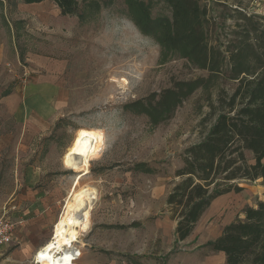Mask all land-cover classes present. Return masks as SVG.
Returning <instances> with one entry per match:
<instances>
[{
  "label": "rangeland",
  "instance_id": "obj_1",
  "mask_svg": "<svg viewBox=\"0 0 264 264\" xmlns=\"http://www.w3.org/2000/svg\"><path fill=\"white\" fill-rule=\"evenodd\" d=\"M11 2V14L5 12L24 22L20 44L27 52L20 61L15 36L0 27V42L9 51L0 65V97L23 86L28 119L18 125L0 103V134L13 136L0 147V218L24 224L17 223L10 245L0 246V264H34L36 249L50 239L75 185L76 173L66 169L63 157L79 128L99 133L90 173L81 180L99 194L91 229L76 242L74 264H208V243L247 207L264 201L263 180H240L243 190L216 200L186 242L177 241L167 198L184 151L200 140L209 103L218 106L221 91L237 86L229 50L255 43L264 32V0H198L207 11L205 38L221 52L216 58L223 66L207 89H197L157 123L142 113L145 105L209 72L180 55L163 59L156 40L127 16L124 0H101L103 8L85 24L52 1ZM151 10L171 17L162 1ZM137 163L152 171H137ZM27 221L35 222L28 231ZM43 229L48 234L42 239Z\"/></svg>",
  "mask_w": 264,
  "mask_h": 264
},
{
  "label": "trees",
  "instance_id": "obj_2",
  "mask_svg": "<svg viewBox=\"0 0 264 264\" xmlns=\"http://www.w3.org/2000/svg\"><path fill=\"white\" fill-rule=\"evenodd\" d=\"M0 0V27L12 29L21 61L27 52L20 44L22 20L8 21ZM41 3L46 0H22ZM63 15L78 16L81 24L89 22L103 8L101 0H50ZM155 0H124L127 16L162 48V57L180 55L195 67L209 72L208 77L180 82L165 90L159 100L145 105L142 113L153 123L165 119L197 89H207L221 70L223 61L218 49L205 38L207 11L198 0H156L167 4L171 17L153 16ZM255 43L246 42L229 50V64L237 86L232 93L221 91L218 106L209 103L211 111L202 118L200 140L183 154V166L175 172L178 181L167 198L170 218L176 222L177 241L188 239L199 222L220 196L240 192V180L264 182V32ZM215 120L213 122L212 119ZM253 156L251 162L247 155ZM140 172L152 171L145 163H137ZM243 219L227 225L222 235L209 245L213 251L225 253V264H264V201L247 207Z\"/></svg>",
  "mask_w": 264,
  "mask_h": 264
},
{
  "label": "bare ground",
  "instance_id": "obj_3",
  "mask_svg": "<svg viewBox=\"0 0 264 264\" xmlns=\"http://www.w3.org/2000/svg\"><path fill=\"white\" fill-rule=\"evenodd\" d=\"M121 83L128 84L126 79ZM98 138V131L79 128L64 154L66 169L76 173L75 185L66 198L50 239L34 254L38 264H74L80 253L76 242L84 232L91 229V212L99 194L95 185L81 184V180L90 173Z\"/></svg>",
  "mask_w": 264,
  "mask_h": 264
},
{
  "label": "crops",
  "instance_id": "obj_4",
  "mask_svg": "<svg viewBox=\"0 0 264 264\" xmlns=\"http://www.w3.org/2000/svg\"><path fill=\"white\" fill-rule=\"evenodd\" d=\"M22 1V0H21ZM46 1H50V0H46ZM46 1H43V2H46ZM7 1H5V3H6ZM23 2V1H22ZM43 2H41V3H43ZM23 5H25V6H31V5H36V4H40V3H31V4H27V3H22ZM12 9L13 8H11L10 6H8V4H6L5 5V9L3 10V13L5 14V16H6V18L8 19V21H10V25H11V22H13V21H15V20H10V17L8 16V14L5 12V11H10L9 13L11 14V12H12ZM11 32H12V34L14 35V32H13V30L12 29H9ZM8 59H9V51H8V47H7V45L6 44H4L2 41L0 42V65H3V64H6L7 63V61H8ZM20 59V58H19ZM21 61V60H20ZM24 87L23 86H19L18 88H15V90L14 91H7V92H5V94H3V95H1V97H0V103L2 104V105H4L5 106V108L7 109V112L16 120V122H17V124L18 125H22L24 122H26L27 121V119H28V117L25 115V113L27 112V110H26V106H25V103H26V97H25V92H24ZM22 90H23V92H22ZM26 111V112H25ZM11 139H13V136H12V134L11 133H2V134H0V147L2 148V147H4V145H6ZM263 162H264V160H263ZM260 179H262V178H259V179H257V180H260ZM263 180V179H262ZM256 181V180H255ZM231 193V192H230ZM230 193H227V194H224V195H222V196H220V197H218L216 200H218V199H220V198H222V197H224V196H226V195H228V194H230ZM215 200V201H216ZM214 201V202H215ZM213 202V203H214ZM212 203V204H213ZM212 206V205H211ZM252 206H255V205H252ZM34 207L35 206H32L31 208H30V210H33L34 209ZM21 208V205H19V209ZM210 209V208H209ZM208 209V210H209ZM28 211V209H24L23 210V212L24 213H26ZM208 212V211H207ZM206 212V213H207ZM206 213H205V215H206ZM204 215V216H205ZM204 216H203V218H204ZM203 218L201 219V221L203 220ZM244 218V216H243V214H242V216H240V217H238V218H236L235 220H237V219H243ZM18 220H20V219H18ZM234 220V221H235ZM201 221L199 222V224H198V226H197V228L195 229V231L193 232V234L188 238V239H186V240H184V241H180V242H186V241H188L189 239H192V237L195 235V233L197 232V230H198V228H199V225H200V223H201ZM234 221H231L230 223H232V222H234ZM24 221H18V222H16V223H18L19 225H23L24 223H23ZM27 223H28V229H26L27 231L32 227V223H34V225H35V222L34 221H27ZM230 223H228V224H226L224 227H223V229L221 230V232H220V234L216 237V238H214L213 240H211V241H215L217 238H219L221 235H222V232H223V230H224V228L227 226V225H229ZM17 224V225H18ZM34 227H36V226H34ZM42 233L43 234H45V235H41L42 236V239L43 238H45V236H47V234H48V231L47 230H42ZM14 241V232H13V240H12V242ZM11 242V243H12ZM10 243V244H11ZM10 244H8V245H10ZM45 244V243H44ZM43 245V244H42ZM42 245H40L37 249H36V251L42 246ZM37 245H34V247H36ZM208 246L211 248V246L209 245V243H208ZM212 250V249H211ZM35 251V252H36ZM205 261H207V263L208 264H225L226 263V256H225V253L224 252H219V251H213L212 250V254H210L207 258H206V260Z\"/></svg>",
  "mask_w": 264,
  "mask_h": 264
},
{
  "label": "built area",
  "instance_id": "obj_5",
  "mask_svg": "<svg viewBox=\"0 0 264 264\" xmlns=\"http://www.w3.org/2000/svg\"><path fill=\"white\" fill-rule=\"evenodd\" d=\"M17 223L5 214L0 218V246L8 245L13 240V232ZM34 264H38L36 260H32Z\"/></svg>",
  "mask_w": 264,
  "mask_h": 264
}]
</instances>
